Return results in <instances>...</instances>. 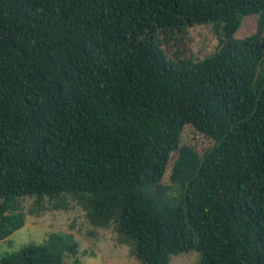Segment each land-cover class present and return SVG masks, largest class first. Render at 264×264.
<instances>
[{"label": "trees", "instance_id": "obj_1", "mask_svg": "<svg viewBox=\"0 0 264 264\" xmlns=\"http://www.w3.org/2000/svg\"><path fill=\"white\" fill-rule=\"evenodd\" d=\"M203 23L218 45L201 58L156 35ZM187 124L212 140L201 154ZM24 197L74 200L142 264H264V0H0V239ZM76 246L50 232L0 264Z\"/></svg>", "mask_w": 264, "mask_h": 264}, {"label": "rangeland", "instance_id": "obj_2", "mask_svg": "<svg viewBox=\"0 0 264 264\" xmlns=\"http://www.w3.org/2000/svg\"><path fill=\"white\" fill-rule=\"evenodd\" d=\"M257 14L246 16L235 33L237 37L250 34L256 28ZM162 46L172 54L184 53L201 58L213 52L218 45V32L212 23L195 24L171 33L157 32ZM166 38V40L164 39ZM180 144H186L201 154L212 140L187 124L181 132ZM174 158L176 153L173 154ZM174 160V159H173ZM171 160L164 173L163 181H170ZM25 212L24 224L8 237L0 239V256L20 248L28 241L41 242L50 232L69 233L77 242L76 252L65 257L66 264H142L131 252V246L117 241V233L110 225L106 228H94L86 219L85 212L74 200L66 207L55 206L54 201L45 198L36 204L33 197L20 199ZM198 252L190 250L171 256L168 264H196Z\"/></svg>", "mask_w": 264, "mask_h": 264}]
</instances>
